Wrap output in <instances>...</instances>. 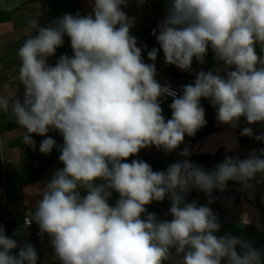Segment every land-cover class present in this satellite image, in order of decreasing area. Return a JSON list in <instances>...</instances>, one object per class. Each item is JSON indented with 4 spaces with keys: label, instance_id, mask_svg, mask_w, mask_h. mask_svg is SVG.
Masks as SVG:
<instances>
[{
    "label": "clouds",
    "instance_id": "clouds-1",
    "mask_svg": "<svg viewBox=\"0 0 264 264\" xmlns=\"http://www.w3.org/2000/svg\"><path fill=\"white\" fill-rule=\"evenodd\" d=\"M128 3L90 0L86 15L65 13L46 27L30 21L35 34L18 50L23 94L11 104L0 97V111L10 109L26 146L35 150L33 135L45 137L40 153L55 149L63 167L39 187L25 224L35 222L38 234L49 238L58 264H264V250L250 241L216 235L222 225L209 206L214 190L224 192L228 181L244 188L264 183V148L244 159L225 156L212 170L178 159L154 171L133 158L153 146L170 154L186 135L194 137L207 123L202 99L220 124L264 125V0H166L152 31L158 47L147 52L151 63L131 32L136 17L123 10ZM65 37L71 56L49 63ZM209 49L215 71L195 73L179 92L156 79L161 50L165 66L189 72L194 60L205 63ZM166 96L170 119L161 107ZM240 135L264 142L252 127ZM192 190L205 193L207 204L188 202ZM113 193L118 196L110 203ZM165 198L170 220L147 209ZM16 236L0 226V264H38L34 244Z\"/></svg>",
    "mask_w": 264,
    "mask_h": 264
},
{
    "label": "crops",
    "instance_id": "crops-1",
    "mask_svg": "<svg viewBox=\"0 0 264 264\" xmlns=\"http://www.w3.org/2000/svg\"><path fill=\"white\" fill-rule=\"evenodd\" d=\"M166 0H146L138 6L135 0H129L128 6L123 10L132 17L136 23L131 29L138 40V46L144 48L143 56L146 63L147 52L158 47L151 28L158 30V23L163 19ZM91 11L90 0H0V97H7L9 103L15 96H22L23 88L19 81L20 59L18 50L32 33L30 21L37 20L39 25L46 27L53 19L65 13L75 15L79 12L86 15ZM146 45V47H144ZM70 42L65 37V43L58 48L56 55L49 59L55 64L61 54H71ZM260 54V48L257 47ZM157 78L161 84H170L178 92L182 85L195 79V73L215 71L217 62L211 49L205 58V63L193 61L192 70L184 72L173 65L165 66L163 52L160 51L155 62ZM222 74V73H221ZM171 97L162 98L161 107L165 119L171 118ZM206 113V125L200 128L194 137L185 136L179 148L165 154L155 146L142 149L137 159L149 163L154 171L166 170L167 167L180 159H189L208 170H212L205 162L197 158H208L210 163L218 165L225 156H239L247 158L254 149L264 148V142L256 141L247 136H241L244 127H252L257 135L264 134V125H248L243 119L239 127L233 129L216 120V109L207 99L201 100ZM23 130L15 122L14 116L8 112L0 111V222L8 229V236L17 234L16 238L23 242L32 243L39 254L38 264H58L54 258L49 238H33L32 231L24 228V218L30 215L38 199L37 195L52 173L62 168L59 161V152L55 149L50 155L40 153L39 144L45 138L33 135L36 149L26 146L22 139ZM49 135L62 143V137L57 132ZM187 147L190 151L188 157H182L179 152ZM182 149V150H181ZM131 159V158H130ZM220 195V202L209 205L218 215L222 227L216 235L240 237L250 241L254 247L264 250V183L253 182L252 188H244L240 183L228 181L224 192L214 190ZM118 194L113 193L110 203H114ZM206 194L198 190L190 191L185 199L188 202L195 200L198 205L207 204ZM170 200L165 198L162 202H153L147 206L149 212L156 213L161 219H171L167 215ZM250 221V222H249Z\"/></svg>",
    "mask_w": 264,
    "mask_h": 264
},
{
    "label": "built area",
    "instance_id": "built-area-1",
    "mask_svg": "<svg viewBox=\"0 0 264 264\" xmlns=\"http://www.w3.org/2000/svg\"><path fill=\"white\" fill-rule=\"evenodd\" d=\"M153 29H155V27H152L151 28V33H152V31H153ZM72 54V53H71ZM71 54H70V56H71ZM156 79L159 81V79L156 77ZM160 82V81H159ZM163 85V84H162ZM3 205V203L0 205V206H2ZM27 217H25L24 218V228L26 229V230H31L32 231V237L33 238H42L38 233H39V229H38V226H37V224L35 223V222H33L30 226H28V225H26L25 224V219H26ZM0 226H3V228L5 229V231H6V234H8V229H7V227H6V225L4 224V223H2V222H0Z\"/></svg>",
    "mask_w": 264,
    "mask_h": 264
},
{
    "label": "trees",
    "instance_id": "trees-1",
    "mask_svg": "<svg viewBox=\"0 0 264 264\" xmlns=\"http://www.w3.org/2000/svg\"><path fill=\"white\" fill-rule=\"evenodd\" d=\"M197 160L205 162L208 166L211 167V169L215 168V165L213 163H210L208 158H206V157L205 158H197ZM206 198L208 200L207 196H206ZM213 198L215 199V203H219L220 202V195L218 193H215V197H213Z\"/></svg>",
    "mask_w": 264,
    "mask_h": 264
},
{
    "label": "rangeland",
    "instance_id": "rangeland-1",
    "mask_svg": "<svg viewBox=\"0 0 264 264\" xmlns=\"http://www.w3.org/2000/svg\"><path fill=\"white\" fill-rule=\"evenodd\" d=\"M207 101H209V100H207ZM215 166H216V165H215ZM210 168H211V167H210ZM223 232H224V230H222L220 234H223V235H224V233H223Z\"/></svg>",
    "mask_w": 264,
    "mask_h": 264
}]
</instances>
